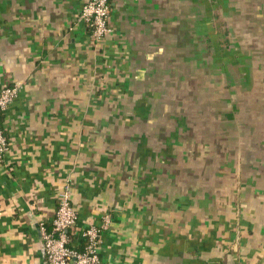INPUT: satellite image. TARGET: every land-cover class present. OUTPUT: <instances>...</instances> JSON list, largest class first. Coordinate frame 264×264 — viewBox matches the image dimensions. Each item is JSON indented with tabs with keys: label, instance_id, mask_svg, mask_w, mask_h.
I'll use <instances>...</instances> for the list:
<instances>
[{
	"label": "crops",
	"instance_id": "obj_1",
	"mask_svg": "<svg viewBox=\"0 0 264 264\" xmlns=\"http://www.w3.org/2000/svg\"><path fill=\"white\" fill-rule=\"evenodd\" d=\"M86 1L0 0V264L66 188L98 264H264V0H110L100 39Z\"/></svg>",
	"mask_w": 264,
	"mask_h": 264
},
{
	"label": "built area",
	"instance_id": "obj_2",
	"mask_svg": "<svg viewBox=\"0 0 264 264\" xmlns=\"http://www.w3.org/2000/svg\"><path fill=\"white\" fill-rule=\"evenodd\" d=\"M110 0H88L84 4L81 17L90 27L91 36L100 39L112 28L109 23ZM20 83H13L0 89V111L7 109L16 98ZM8 149L7 136L0 127V158ZM78 212L72 202L71 190L61 192L59 203L51 228L46 221L40 220L39 227L44 242L46 264H98L100 262V246L102 229L109 224V216H105L101 226L90 225L82 230L84 248L71 244L70 230L76 225Z\"/></svg>",
	"mask_w": 264,
	"mask_h": 264
},
{
	"label": "rangeland",
	"instance_id": "obj_3",
	"mask_svg": "<svg viewBox=\"0 0 264 264\" xmlns=\"http://www.w3.org/2000/svg\"><path fill=\"white\" fill-rule=\"evenodd\" d=\"M249 1H252V0H249ZM242 2H243V0H240V2H239V4H241V6H242ZM227 6H228V9H225V10H226V11L228 10L227 13L230 14V11H231L232 9L229 10V8H230V7H229L230 4H228ZM231 8H232V7H231ZM251 8H252V5H251ZM216 12H217V15H216V16L223 14V12H222V13H221V12L219 13V11H217V10H216ZM227 17H228V16H227ZM225 19H226V16H225ZM235 19H236V17H234V20H235ZM230 24H231V21H230ZM215 26H216V25H215ZM217 27H218V26H217ZM235 27H236V25H235ZM218 28H219V27H218ZM236 30H237V28H236Z\"/></svg>",
	"mask_w": 264,
	"mask_h": 264
}]
</instances>
